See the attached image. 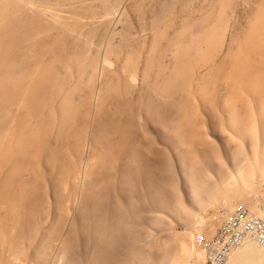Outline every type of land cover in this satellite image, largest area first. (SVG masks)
I'll use <instances>...</instances> for the list:
<instances>
[{
  "label": "bare ground",
  "instance_id": "6f19581e",
  "mask_svg": "<svg viewBox=\"0 0 264 264\" xmlns=\"http://www.w3.org/2000/svg\"><path fill=\"white\" fill-rule=\"evenodd\" d=\"M152 1L0 0V264H205L264 221V0Z\"/></svg>",
  "mask_w": 264,
  "mask_h": 264
},
{
  "label": "built area",
  "instance_id": "2783aa9c",
  "mask_svg": "<svg viewBox=\"0 0 264 264\" xmlns=\"http://www.w3.org/2000/svg\"><path fill=\"white\" fill-rule=\"evenodd\" d=\"M254 239L264 249V221L240 208L215 237L206 242V264H226L230 253L247 239Z\"/></svg>",
  "mask_w": 264,
  "mask_h": 264
},
{
  "label": "rangeland",
  "instance_id": "374dc122",
  "mask_svg": "<svg viewBox=\"0 0 264 264\" xmlns=\"http://www.w3.org/2000/svg\"><path fill=\"white\" fill-rule=\"evenodd\" d=\"M147 1H148V2H147ZM150 1H151V0H146L147 3H149ZM162 1H163V0H161V1H160V0H154V1H152V2H155V3H153V4H158V5H160V3H161ZM210 1H211V0H209V1H208V0H195L194 3H192L194 6H192V4L189 6L190 11H191V9L193 10V8H194V10H195V9H198V6H199V8H200V7H202V5H203V6H204V5H207V3H209ZM233 1H236V0H233ZM237 1H239V0H237ZM204 2H205V4H203ZM201 3H202V4H201ZM135 12H136V11H134V13H135ZM131 13H132V15H131ZM131 13H128L129 15L127 14V16H131V18L134 17L133 20H134V22L137 23V19H138V18H136V17H138L137 13H138L139 15H140V13H139L138 11H137L136 15H134L133 12H131ZM138 22H139V21H138ZM255 197H256V196H255ZM220 202H221L220 205L224 208V206H226L227 204H229V203H228V202H229V199H227V198H226V199H225V198L222 199V198H221ZM215 205H216V204H215ZM215 205H214V204H213V206L210 205L211 208L209 207L210 210H209L208 212H205V211H207V210L204 211V212H205L204 215L206 214V215L204 216V217H205V219H204L205 222L208 221L209 218L212 217V216H211V215L213 214L212 211L215 212V210L218 208V206H215ZM240 208H242V207H240ZM240 208H237L236 211H234L235 214H236V212L238 211V209H240ZM243 208H244V207H243ZM244 209H246V208H244ZM211 210H212V211H211ZM210 211H211L212 214L210 213ZM208 213H209V214H208ZM216 213H217V212H216ZM214 214H215V213H214ZM235 214H233V216H234ZM215 216H217V215H214V216L211 218L212 220H214V222H216V221H215L216 218L218 219V217H215ZM213 218H214V219H213ZM211 219H210V220H211ZM211 222H213V221H211ZM201 225H202V223H201V224H198L197 226H196V225L193 226V227H192V230L195 231V232L197 233L200 229H202V226H203V225H202V226H201ZM200 226H201V228H200ZM221 227H222V226H221ZM221 227H220V228H221ZM195 229H196V230H195ZM197 229H198V230H197ZM176 230H177V231L180 230L179 232H181V231L183 232V231H184V229L181 228V227L178 226V225H176ZM218 231H219V228H218V230H217L216 232L218 233ZM215 235H216V234H215ZM207 241H208V240H207ZM207 241H206V242H207ZM206 242H205V243H206ZM260 249H261V248H260ZM206 254H207V253H206ZM206 256H207V255H206ZM207 260H208V259H207ZM206 262H207V261H206ZM206 262H205V264H206Z\"/></svg>",
  "mask_w": 264,
  "mask_h": 264
}]
</instances>
